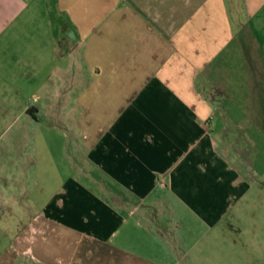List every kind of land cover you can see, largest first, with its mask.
I'll return each instance as SVG.
<instances>
[{
	"label": "crops",
	"instance_id": "0c3cea01",
	"mask_svg": "<svg viewBox=\"0 0 264 264\" xmlns=\"http://www.w3.org/2000/svg\"><path fill=\"white\" fill-rule=\"evenodd\" d=\"M0 264H264V0H0Z\"/></svg>",
	"mask_w": 264,
	"mask_h": 264
},
{
	"label": "rangeland",
	"instance_id": "374dc122",
	"mask_svg": "<svg viewBox=\"0 0 264 264\" xmlns=\"http://www.w3.org/2000/svg\"><path fill=\"white\" fill-rule=\"evenodd\" d=\"M2 227L3 225L0 224V260H2V256L5 254V251L10 248V242L3 235Z\"/></svg>",
	"mask_w": 264,
	"mask_h": 264
}]
</instances>
